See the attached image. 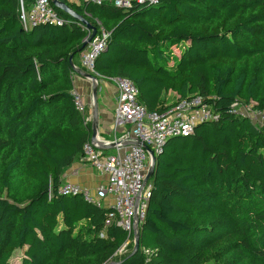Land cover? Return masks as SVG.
Returning <instances> with one entry per match:
<instances>
[{"label":"trees","instance_id":"1","mask_svg":"<svg viewBox=\"0 0 264 264\" xmlns=\"http://www.w3.org/2000/svg\"><path fill=\"white\" fill-rule=\"evenodd\" d=\"M63 1L111 33L100 75L133 80L149 110L199 95L218 118L166 143L140 248L119 257L126 231L100 237L108 209L58 191L91 137L70 65L89 30L58 8L62 25L24 28L20 0H0V264L18 250L21 264H264V131L234 108L264 110V0ZM223 216L227 242L213 233Z\"/></svg>","mask_w":264,"mask_h":264},{"label":"built area","instance_id":"2","mask_svg":"<svg viewBox=\"0 0 264 264\" xmlns=\"http://www.w3.org/2000/svg\"><path fill=\"white\" fill-rule=\"evenodd\" d=\"M84 1L97 4L108 2L129 8L134 2L156 3L158 0ZM19 16L24 28L42 24L62 25L66 22L57 12L52 0H31L30 4L20 0ZM97 23V34L81 53V68L78 67L94 75L98 83L106 80L116 85L118 104L115 110V125H128L129 129L115 140H104L98 135L100 143L94 142L93 116L85 97L74 89L72 94L76 109L82 117L83 126L91 132V137L84 144L80 162L98 174L106 176V181L94 190L63 181L58 191L63 195H82L86 201L107 208L100 237L105 238L106 229L114 225L126 231L127 239L116 252L117 255H122L127 252L131 243L135 244V234L145 219L151 196L152 185L150 180L146 181L152 164L149 149L155 155H159L163 153L166 143L171 138L189 137L194 134L200 123L215 120L218 115L213 106L199 95L181 99L175 105H165L163 109L149 110L140 102L139 88L133 80L127 77L106 78L100 75L95 69V63L105 49L111 33L98 20ZM238 106L246 108L248 112L238 109ZM234 108L250 117L253 123L264 131V110L254 109L252 104L246 106L235 104ZM101 143L104 145L115 143V152L101 148ZM107 199L111 200L109 206L105 205Z\"/></svg>","mask_w":264,"mask_h":264},{"label":"crops","instance_id":"3","mask_svg":"<svg viewBox=\"0 0 264 264\" xmlns=\"http://www.w3.org/2000/svg\"><path fill=\"white\" fill-rule=\"evenodd\" d=\"M80 2V0H71ZM80 62V57H79ZM73 90L76 89L86 99L89 111L93 116V101H92V84L88 78L74 72L73 74ZM166 99L170 96H175L174 92H169ZM118 104V90L115 84L103 80L99 82V90L97 97L98 109V135L104 140H115L129 129L128 125H115V110ZM93 126V123H92ZM93 133V132H92ZM109 152H115V149H107ZM63 181H69L95 189L101 183L106 181V176L98 174L90 167L82 164L80 160L75 162L63 174ZM111 200L107 199L105 205L109 206Z\"/></svg>","mask_w":264,"mask_h":264},{"label":"water","instance_id":"4","mask_svg":"<svg viewBox=\"0 0 264 264\" xmlns=\"http://www.w3.org/2000/svg\"><path fill=\"white\" fill-rule=\"evenodd\" d=\"M53 4L55 6V8H58L66 13H68L73 20H75L76 22L80 23L81 25H84L88 30L91 31V34L84 40V44H83V48H86L87 45L89 44V42L92 41V39L96 36L97 34V26L92 25L86 18H84L83 15L77 13L73 8H71L66 2H64L63 0H52ZM38 26V25H36ZM35 27V26H34ZM33 27V28H34ZM81 50V51H82ZM70 65L72 66L73 70L75 72H77L78 74L84 76L85 78H88L89 80H91V84H92V101H93V133H92V140L94 142H99L97 136H98V109H97V97H98V90H99V83L97 78L90 74L87 73L85 71H83L82 69H80L73 60V55L70 57ZM192 136V135H191ZM177 137H183V136H177ZM100 143V142H99ZM101 148H105V149H114L115 148V143H111L110 145H104V144H100ZM147 149H149L148 147H146ZM150 155L152 158V164H151V168L150 171L147 175L146 181L150 180L151 177L153 176L154 173V169H155V165H156V160L158 158L159 155H155V153L150 150ZM140 248V231H137L135 234V245H134V251L133 253H136L138 251V249ZM119 262H115V261H110L106 264H118Z\"/></svg>","mask_w":264,"mask_h":264},{"label":"rangeland","instance_id":"5","mask_svg":"<svg viewBox=\"0 0 264 264\" xmlns=\"http://www.w3.org/2000/svg\"><path fill=\"white\" fill-rule=\"evenodd\" d=\"M177 50V49H176ZM177 52H179V51H177ZM101 81H103V80H101ZM112 83V82H111ZM114 84V83H113ZM174 96H170V100L172 101V100H174ZM238 109H240V110H244V111H247L248 112V110H246V108H243L242 106H238ZM179 141L180 142H182L183 141V138H181V139H179ZM231 228H232V222H231V220L229 219V218H227L226 216H223L221 219H220V221L214 226V228H213V233L214 234H217V235H219L220 236V240L221 241H223V242H227L228 241V239H229V234H230V230H231ZM229 242H231V241H229ZM233 249L234 248H236V246H231ZM116 254V253H115ZM119 257L121 256V255H118ZM109 257V256H108ZM108 257H106L107 259H109ZM114 257H115V255H114ZM22 258H23V251H21V250H18L15 254H14V256H13V258L11 259V264H21V260H22ZM105 259V258H104ZM110 260H112V259H110ZM110 260H108L107 262H105L104 264H106V263H108V262H110ZM207 264H212V262H209V263H207Z\"/></svg>","mask_w":264,"mask_h":264}]
</instances>
